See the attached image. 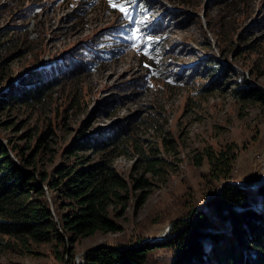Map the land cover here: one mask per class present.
I'll return each instance as SVG.
<instances>
[{"label": "rangeland", "instance_id": "obj_1", "mask_svg": "<svg viewBox=\"0 0 264 264\" xmlns=\"http://www.w3.org/2000/svg\"><path fill=\"white\" fill-rule=\"evenodd\" d=\"M23 1L18 8L20 0H0V31L19 38L23 27L28 40L1 52L3 67L15 77L39 61L57 82L30 107L0 109V139L37 152L35 168L50 175L75 161L71 144L99 140V151L75 152L106 159L129 184L121 229L75 242V264L97 245L164 239L176 217L203 208L223 184L247 189L256 203L264 103L239 91L264 92V0ZM47 130L46 147L36 149ZM205 149L233 159L232 178L217 191ZM135 178L145 183L132 188ZM171 256L159 248L148 263L169 264ZM0 264L70 263L52 243L23 247L0 235Z\"/></svg>", "mask_w": 264, "mask_h": 264}, {"label": "trees", "instance_id": "obj_2", "mask_svg": "<svg viewBox=\"0 0 264 264\" xmlns=\"http://www.w3.org/2000/svg\"><path fill=\"white\" fill-rule=\"evenodd\" d=\"M19 6H24L23 0ZM4 31H0V87L5 82L6 86L0 89V109L30 107L57 79L46 77L39 61L15 77L11 70L6 71L7 59L1 52L7 49L10 54V49L20 43L25 47L28 40L23 27H18L23 38L7 37ZM239 95L264 103V92L256 87L240 90ZM48 130L38 138L36 149L45 146ZM92 140L71 144L66 153L75 155V161L55 167L50 175L35 168L37 152L31 155L27 148L0 139V235L18 240L23 247L29 242L52 243L57 259L75 264V242L97 232L121 229L116 219L124 214L129 184L106 159L91 161L77 155L75 151L85 150L87 145L99 151V140ZM229 153L204 150L208 178L216 191L232 178ZM144 183L143 178H135L131 186ZM252 191L255 204L247 189L233 182L223 184L203 208L188 206L176 217L179 220L164 239L97 245L85 251L82 264H149L151 253L159 248L172 252L169 264H264V183Z\"/></svg>", "mask_w": 264, "mask_h": 264}, {"label": "water", "instance_id": "obj_3", "mask_svg": "<svg viewBox=\"0 0 264 264\" xmlns=\"http://www.w3.org/2000/svg\"><path fill=\"white\" fill-rule=\"evenodd\" d=\"M164 235H165V234H164ZM154 239H157V238H154ZM101 246L107 247L106 245H102V244H101ZM84 253H85V252H84ZM77 264H78V263H77Z\"/></svg>", "mask_w": 264, "mask_h": 264}, {"label": "snow or ice", "instance_id": "obj_4", "mask_svg": "<svg viewBox=\"0 0 264 264\" xmlns=\"http://www.w3.org/2000/svg\"><path fill=\"white\" fill-rule=\"evenodd\" d=\"M121 11H123V9H121Z\"/></svg>", "mask_w": 264, "mask_h": 264}]
</instances>
